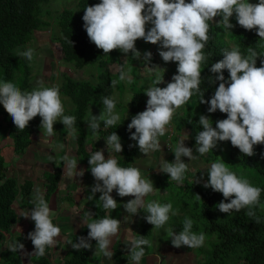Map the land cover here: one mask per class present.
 Instances as JSON below:
<instances>
[{
    "label": "clouds",
    "instance_id": "clouds-1",
    "mask_svg": "<svg viewBox=\"0 0 264 264\" xmlns=\"http://www.w3.org/2000/svg\"><path fill=\"white\" fill-rule=\"evenodd\" d=\"M235 14L239 26L245 30H256L260 40L264 41V0L258 3H249V0H100V3L87 6L82 17L83 27L91 43L97 49L103 50L105 55L113 50H120L127 55L129 52L137 59L140 53L135 47L138 39L159 45V55L164 62H177V74L166 87H158L163 79L157 77L152 86L148 87L145 95L148 97L146 110L136 114L128 124L130 139L136 141L139 151L144 155L160 149L159 137L170 131L168 136L177 139L170 123L176 110L185 105L190 98L200 92L201 65L207 59L204 48L209 41L210 24L216 17L222 19L216 23L225 31L231 30L234 25L230 18ZM151 25L146 30L147 25ZM247 56L242 55L238 46L223 52V59L212 65L210 71L218 73L216 80L219 86L209 101L200 99V103L208 104L209 113L219 112L226 114L227 118L216 122L213 128L212 121L201 115L199 124L203 131L196 137V152L203 156L217 147L218 142L230 141L231 145L248 157L253 156L254 146L264 145V60L261 66H256L259 54L252 47L247 49ZM16 55L32 61L34 50H16ZM151 52L144 54V59L151 60ZM158 69L151 67V70ZM227 70L229 79L226 81L223 71ZM131 76L120 69L119 79L111 81L115 88L120 82H131ZM210 82H212L210 80ZM41 87L31 91H21L10 81H0V105L10 115L14 125L24 130L33 118H41V128L51 136L53 126L59 121L67 129V136H75L74 127L76 117L64 115L63 97L60 96L59 86ZM103 111L99 116H91L87 121L88 128L96 135L100 130L101 122L105 128L117 124L120 115L115 112L116 101L112 97H103ZM175 127V126H174ZM176 128V127H175ZM86 130V129H85ZM41 132V131H39ZM176 137V138H175ZM34 142V140H33ZM189 142V141H188ZM106 145L114 152H122L120 137L113 132L106 138ZM131 147V145H130ZM173 146L168 151H172ZM28 151V150H27ZM175 160L172 163L164 162L160 171L167 174L170 180L182 184L189 161L196 159L193 150L185 146L181 140L173 150ZM64 162V175L83 176V171L77 172V160L68 155L62 157ZM90 171L96 183L91 188L93 199L96 193H101L98 206L105 210L117 209V201L111 193L115 190L120 197H134L123 205L131 216L144 209L147 215L146 222L154 228H162L171 215H177L171 203L161 204L158 201L145 202V197L153 193V182L143 178L137 167H121L118 160L111 155L105 159L104 151L97 150L89 158ZM208 180L204 188H211L221 193L224 200L216 207L221 213L239 212L247 208L246 215L260 223L254 208L260 204L262 189L253 186L248 179L229 169L224 162H214L208 170ZM203 179V177H201ZM200 181L197 180L196 183ZM200 199L199 196H196ZM201 200V199H200ZM230 201V202H225ZM33 208L22 215L35 223V229L28 234V239L34 245L35 251L30 255L43 257L47 247L57 243L56 238L61 229L54 225L51 219L49 203L44 199L39 187L35 189L31 200ZM83 223L89 229L87 238L79 237L78 242H70L76 251L90 249V241H96L94 255L102 254L104 257L113 256L110 250L112 239L118 234L120 221L105 216L93 219L91 212L85 213ZM193 220L185 217L182 231L178 234L169 231L172 246L180 248H199L204 245L206 236L203 232L192 231ZM151 247V242L144 237L132 239L129 246V264H140L145 256L144 246ZM11 252L22 251L24 245L17 241L9 245Z\"/></svg>",
    "mask_w": 264,
    "mask_h": 264
},
{
    "label": "trees",
    "instance_id": "trees-1",
    "mask_svg": "<svg viewBox=\"0 0 264 264\" xmlns=\"http://www.w3.org/2000/svg\"><path fill=\"white\" fill-rule=\"evenodd\" d=\"M53 0H0V81H10L16 84L21 91H29L32 86L34 65L37 59V54L34 51L32 61L26 58H21L16 55V50L25 51L32 47L35 41V35L41 31H49L53 29L55 33L51 36L53 43L59 44L62 51V61L64 66L71 70H81L80 73H89L91 70L97 72V76L92 79L74 78L67 72H58L62 78V84L59 86L60 96L66 97V102L73 104L72 111L69 115L75 116L76 121L74 127L79 130L78 138H75L77 144V154L82 162L90 168L88 160L90 156L97 150H103L104 155H107L112 149L106 145V138L115 132L121 139L122 157H119L118 164L121 167H132L140 154L136 141L130 139L133 129L128 131V124L132 118L146 110L148 97L145 95V89L140 86L141 74L140 67H136L135 63L141 58L143 65L147 67L159 68V56L152 53V47L160 51L159 45H153L145 42L143 39H138L135 42V47L139 51L140 58L137 59L131 52L127 55L120 50H113L104 57L103 50L97 49L90 42L87 33L83 27L82 17L87 6H93L100 3V0H79L75 9H64L57 15L53 16L48 10ZM190 3V0H186ZM209 41L207 42L204 53L207 57L206 61L201 65V83L200 92L195 93L190 100L183 105V110L180 115L173 119V124L181 134L188 132L187 137L189 142L187 145L196 146V135L203 131L202 126L198 123L201 115L208 117L212 121L213 128L216 127V122L226 119V114L217 110L215 113L207 111L209 105L200 103L203 95L205 101H209L214 95L216 88L219 86V81L216 80L218 73L210 71L213 64L223 59V52L231 50L229 42L226 40L225 30L222 26H217L209 22ZM232 40L235 46H238L242 55L247 56V49L252 47L257 51L259 57L256 62L261 66V60H264V41L260 40L256 34V30H245L238 25L235 14L231 20ZM151 25L146 26V30L150 29ZM142 44V45H141ZM140 46H144L141 51ZM156 51V52H157ZM151 52V60L144 59V54ZM159 54V52H157ZM118 65L124 70L130 69L133 80L129 87L132 97L130 100V108L128 109L130 119H121L116 125L105 128L104 125L97 136L88 141L86 136V118L90 112V108L95 106V113L103 111V97H112L115 99V88L111 86V81L114 75L111 73V66ZM174 73H177L178 64L175 62ZM88 68V69H86ZM86 69V70H83ZM225 80L229 79L227 70L223 71ZM155 75L150 77L153 81ZM210 80L212 82H210ZM159 87V85H157ZM124 89L125 87L122 86ZM123 90L122 92H124ZM116 101V107L119 108ZM41 129L38 116L33 118L24 130H19L13 123L10 115L0 105V132L5 130L10 146L5 147L7 150L11 147L12 153L10 160L0 152V260L7 264H23L21 251L15 253L10 250H3L7 243V235L16 227L19 222V213L14 205L19 202L21 209L31 210L34 206L28 201L33 193L34 181L26 179L23 183H19L17 178L11 177L8 174L9 167L13 158L17 154H25V152L33 145V136ZM68 133L67 130L65 132ZM65 134V136H66ZM97 138V139H96ZM12 142V145H11ZM228 147V160L230 164L239 168L254 170L262 179H264V145L254 146V155L251 157L243 155L238 148L231 145L230 141L222 142ZM131 145V147H130ZM207 157L209 163H214L219 160L218 150H210ZM10 164V165H9ZM64 162L62 164L63 168ZM62 168L53 167L50 171L44 173L45 193L44 199L49 203L53 195L59 188V182L62 177ZM242 171V170H241ZM186 179L183 183L186 185L183 191L182 184H177L175 181L168 180L165 176L158 177L157 184L163 188H156L154 193L160 194V203L166 202L167 190L174 188L182 189L179 196L184 198L185 205H180L178 208V217L182 222L178 226L167 222L165 226L172 229L174 232H180L183 228L185 217L193 220L192 231L195 233L203 232L206 236L204 245L196 249V264H264V214L254 210L256 216L259 217L260 223L252 217L246 215L247 208L241 209L239 212L232 211L228 214L221 213L216 205L219 204L224 197L221 193L214 192L211 188H204L203 184L207 182L208 175L203 177L204 181L196 183V180ZM162 189V190H160ZM162 193H165L162 195ZM264 190L260 195V202L263 201ZM112 197L118 202L122 200L114 190L111 193ZM196 196H199L198 199ZM164 200L161 202V199ZM230 202V201H225ZM264 205V204H263ZM177 209V208H176ZM180 210V211H179ZM108 211L103 209L102 205L97 207L96 215L93 219H100L108 216ZM171 215V214H170ZM55 224V221L52 220ZM140 224L141 232L137 236L147 238L150 242V235L154 232V226L144 220ZM171 224V225H170ZM89 229L85 227L79 233H69L67 242H78L79 237L87 238ZM25 242L24 238L16 239ZM92 247L90 249H81L76 251L73 248L67 253L61 264H88L92 262L90 259V250L96 246V241H90ZM152 243V242H151ZM122 244L119 243L114 249L115 259L117 262L128 263L130 257H124L125 253L121 250ZM147 245L144 246L145 256L149 255ZM52 247H47L43 257L33 255L30 257L32 264H53L49 253ZM200 260V261H199Z\"/></svg>",
    "mask_w": 264,
    "mask_h": 264
},
{
    "label": "rangeland",
    "instance_id": "rangeland-1",
    "mask_svg": "<svg viewBox=\"0 0 264 264\" xmlns=\"http://www.w3.org/2000/svg\"><path fill=\"white\" fill-rule=\"evenodd\" d=\"M78 2H79V0H53V1L49 2L51 4V6L49 7L48 10L51 12V14L53 16H55L60 11H63L64 9H67V8L75 9L77 7ZM258 2H259V0H249V3H258ZM232 18L233 17L230 18V23H231ZM221 19H222L221 17H216L214 19L213 23L216 24ZM53 33H55V31L53 29H49V31H41V32L36 33V35H35L36 39L33 42L32 47H34V51L37 54V59L35 61V65H34L35 69H34V73H33L32 86H31L29 91L41 87V84L39 82H43L42 86H44V87H52L54 85L55 86H61L62 78H61V76L58 75V72H67L72 77L79 78V79L82 78V80L92 79L93 75H94V78L97 76V72L95 70H91L88 74L87 73L82 74V73H80L81 70H75V69L71 70L68 67L64 66L63 61H62L63 55H62L61 47L59 46V44L53 43L51 41V36L53 35ZM232 33H233L232 29L225 32L226 40L229 42L231 47H234L235 42L231 38ZM143 47L144 46H140L141 51H143V49H144ZM150 51L152 53H156L159 56L160 66L158 69L151 70L150 67H147L146 65L142 64L141 58H140L135 63L136 67H140V69L142 68V70L140 71V74H141L140 86L143 87L145 90L148 87L152 86L153 83L150 80V77L155 75L156 78L160 77L161 79H163V83L159 84V87H161V88L166 87L168 83L172 82V77L175 74H177V73H174V70L176 67L175 62H167V63L164 62L163 59L160 57V55L157 53L159 51L155 50L154 47H152L150 49ZM107 55L104 54V57H106ZM256 66L260 67V65L257 62H256ZM86 69H88V68H86ZM86 69H83V70H86ZM110 69H111L112 74H117L120 71L121 67L118 65H112ZM125 71L128 72L129 75L131 76V78H132L131 82H128L127 80L120 82L115 87V94H114V97L117 100L118 105H119V108L115 107V112L120 115L119 122L121 121V119H130L131 118L129 116V113L126 114V112H128V109L130 108V100L132 97V93L130 92L129 87L132 84V80H133L134 76H132V74L130 73L129 68H127ZM114 79L118 80L119 75H114L113 80ZM122 86H124L125 89ZM123 90H125V91L122 92ZM63 99L69 100L66 97H63ZM62 103L64 106V115H69L70 112L72 111L73 104H71L70 101L66 102L65 100H63ZM94 108H96V107L92 106L90 108V112L88 114V117L86 118V129H87V131L85 132V134L88 137V141H90V142L97 135L92 134V131L88 128L87 121L90 119V117L92 115L93 116H99L101 113V112L95 113ZM182 110H183V106H181L179 109L176 110V112H175V114H174V116L170 122L171 124H172L174 117L177 115H180L182 113ZM38 120L41 123V118L39 116H38ZM102 127H103V122H101L100 129ZM173 128L175 131L174 135L177 137V140L179 139V141L183 140L184 142H186L185 146L191 148L193 150V155L196 157V159L191 160V161H189V159L187 157H182L183 162H185L186 164L188 163V171L185 173L184 181L186 179H191V180L200 179L201 181H204L203 179H201V177L208 175L207 172H208V170L212 164V163H209L207 161L208 154L206 153L203 156L199 155V153L196 152V146L187 145L188 141L186 139H189V138L186 137V135H188V132L181 134L174 127V125H173ZM53 129H54V133L50 136L51 137L50 139L47 137H44L42 139L45 144L41 147V149L37 147V145L40 144L39 143L40 138H41V136H39L40 132L34 134L33 146H31L28 149V151L25 152V154H20V153L17 154L13 158V160L11 162V166L9 167V171H8L9 176L17 178L19 183L20 182L23 183L26 179H31L34 181L35 185H34L33 193L30 196V198L28 199V201L30 203H31V200L33 199V194H34L35 189L37 187L40 188L42 195L44 197L45 179H44L43 174L46 171H50L53 167H55V168L61 167L62 168V164H63L62 157L63 156L68 155L70 158L78 159L77 162L80 163L82 166L81 159L79 158V156L77 154V144L75 141V138H78L77 135L79 133V130L76 128L77 132H76L75 136H73L71 134H68V136L67 135L65 136V134H66L65 132L67 129L59 121H57L54 124ZM40 131L42 133H44L45 135H48L42 128L40 129ZM170 131H171V129H170ZM170 131L167 130L164 136L159 137L160 149L157 151L149 152L147 155H144L142 164H138L141 167L140 168L141 171H145L146 173H149L147 175L148 176L147 178H149L153 182L154 191L156 190V188H163L162 185L157 184L156 180L158 179V177L165 176V178H168V180H170V177L167 174L160 171V169H161V167L165 161L168 163H172L175 160L173 150H174L175 145H177L179 143V141L176 142V139L173 140L168 136ZM11 145H12V142H11ZM7 146H10V140L8 139L5 130H2L0 132V152H1V154H4L7 159L10 160L9 157L12 153L11 147L8 148L7 150H3ZM171 146H173L172 151H168L169 147H171ZM216 149L218 150V158H219L220 162H224L226 164V166L229 167V169L231 171H233L237 174V176H243L244 178L248 179L249 182L253 186L260 187L262 189V191L264 190V179H262L254 170L244 169L243 167L237 168V167L233 166V164L229 163L228 147L226 144H224L222 142H218ZM114 153H115L116 157H120L121 152L120 153L114 152ZM154 153H155L156 159L153 161H148V160L152 159V155ZM141 158H142V156L139 154V156L137 157V160H141ZM105 159H107V158H105ZM143 163H147V164L143 165ZM77 169H78V167H77ZM88 169H90V168H88ZM78 172H80V171H78ZM62 173L64 174V165L62 168ZM63 174H62L61 180L59 182V189L51 198L50 205H49L51 211L58 209V210H56V212H54V211L51 212V219L54 221H56V218L58 217V215H56L57 211L59 213L60 211H62V208H64L65 213H67L69 208L72 206V203L69 200L70 199H73V200L77 199L76 196L78 194H76L74 192V189H72L73 185L76 184L75 180L82 182V187H85L86 183H87L86 181L89 180L88 178L76 179L74 176L69 177V176L63 175ZM89 178L91 179V176H89ZM191 180L189 182H193ZM93 181H95V179ZM95 183H96V181H95ZM182 185H183L182 189L184 191L185 190L184 187L187 184L185 185L183 183ZM182 189H180V188H174L173 190L165 189L167 192V197H166V202L165 203L163 202L162 204L171 203L173 205L174 211L178 210V208H180V205H185L186 202H184V198L180 197L178 194L179 192L182 191ZM160 190H162V189H160ZM91 195H92V193H88V194H86V196L83 199H80V200H81L82 204H84L85 206L88 207L90 205V209H93L92 214H93V218H94L96 215L98 204H100L99 197H100L101 193H98L97 195L95 194L94 198L90 200L89 196H91ZM263 197H264V195H263ZM262 199H263V201L260 202L261 205L264 204V198H262ZM163 200H164V198L161 199V202ZM150 201H155V200H154V198H151L148 202H150ZM14 207L20 216L25 211L28 210L27 209L24 211L23 209H21L19 206V202H16ZM254 210L260 211L264 214V208L257 206L254 208ZM82 211L84 213H85V211L90 212L86 209H83ZM110 213L114 214V212H110ZM23 218L24 217H22V219ZM168 222H171V224L178 226V224L182 222V219H179L178 214L174 215V216L170 215V219ZM24 224H27V226H29L30 224L33 225L31 220L27 219V218L24 221ZM140 224H143V223H140ZM33 226L35 227V225H33ZM61 227H62L61 232L64 235L60 236L62 238L61 239L59 238V239L62 240L63 243H66L67 242V240H66L67 235L70 233V230L68 229V226H61ZM85 227H86V225L80 227L78 229V233L81 232ZM34 229L35 228H31V232H33ZM169 231H172V229L168 228L167 226H165L163 228V231H161V232H159L157 228H154L155 234H159V239L157 242H155L156 239L150 235V240L152 243H151V247H149V246L147 247L149 255H153L154 253L155 254L157 253V254H160V256H161V253L166 252L165 249L167 247H169V248L172 247V243L170 242L171 237L169 236ZM12 232L13 231H11V233ZM176 233L178 234V232H176ZM24 234L28 235L29 234L28 230L27 231L24 230ZM14 237H15V239H13L12 242L17 241L19 243H21V241H18L16 239L23 238V237L26 238V236H23L21 233H15ZM163 239H165V241H167V242H163ZM25 242H23V243H25ZM168 242H170V244ZM27 244L25 245V251H23L21 253L25 260H29V258L32 256L30 254L35 251L34 245L32 244L31 240H29V242H27ZM56 244L53 246V248H51V252L49 253V257L53 261V264H59V259H61V258H59L60 257L59 253L66 250V249L63 250V244L61 242H60V244L59 243L57 244V247H56ZM9 245L10 244H7V245L5 244L4 248L9 247ZM68 246H69V248L72 247L71 244H69V243H68ZM114 249H115V247H114ZM114 249H113V252H114ZM175 249L181 250V255L183 253L184 254H186V253L191 254L192 257L195 258V260H196L195 264L197 263V261H198V257H196V255L198 254V253H196L197 248L192 249V248H188L187 246H182L180 248H174L173 250H175ZM94 251H96V247L90 250V257L92 259V262H89L88 264H100L99 259H98L99 257L97 255H94V253H95ZM168 251H171V250L168 249ZM125 254H129V253H125ZM100 255H102V254H100ZM62 257H63V255H62ZM183 261H184V257H183ZM185 262H187V260H185ZM142 263L147 264V260L145 259V257L142 259ZM0 264H7V263L0 260ZM28 264H32V263L29 262Z\"/></svg>",
    "mask_w": 264,
    "mask_h": 264
},
{
    "label": "crops",
    "instance_id": "crops-1",
    "mask_svg": "<svg viewBox=\"0 0 264 264\" xmlns=\"http://www.w3.org/2000/svg\"><path fill=\"white\" fill-rule=\"evenodd\" d=\"M86 131H87V129H86ZM39 134H40L39 136H41V138H40V141H39L40 144L37 145V147L41 149V147L45 144L42 139L44 137H47V138L50 139L51 137L49 135H45L42 132H40ZM186 137H187V135H186ZM186 140L189 141V139H186ZM178 141H179V139L178 140L176 139V142H178ZM184 143H186V142H184ZM110 154H111L112 157H114L116 159L119 158V157L115 156V153H114L113 150L108 152L107 155H104L105 158H108ZM140 155L142 156L141 160H137L136 159V161L132 164V167H137L139 169L141 168L138 164H142L144 154L140 152ZM120 157H122L121 153H120ZM155 159H156V157H155V153H154L152 155V159H150L148 161H153ZM76 160H78V159H76ZM81 163H82V166H81L80 163L77 164V167H78L77 172L78 171H83L84 174H83V176H75L74 175V177L76 179L88 178L89 180L86 181L87 183H86L85 187H82V182H80L78 180H75L76 184L73 185L72 189H74V192L76 194H78L76 196L77 199L76 200H73V199L69 200L72 203V206L69 208L67 213H65V209L64 208H62V211H60L59 213L57 211L56 215H58V217L56 218V221H55V224H54V225L58 226L60 229L62 228L61 226H68V229L70 230V233H78V229L80 227L86 225V224L83 223V220H84V217H85V213H87V212L85 211V213H84L82 211L83 209H86V210L90 211L91 213L93 212L92 211L93 209H90V205L87 207L84 204H82V202L80 200V199H83L86 196V194L91 193V188L95 185V181H93L94 177L92 176L90 169H88V166H86L82 162V160H81ZM144 164H147V163H143V165ZM140 171H141V169H140ZM141 174H142L143 178H147L148 177L147 175L149 173H146L145 171H141ZM89 176H91V179L89 178ZM97 194L98 193H96V195ZM164 194L165 193H162V195H164ZM159 197H161L160 194L158 195V194L153 192V193L149 194L147 196V198L145 197V202L147 203L151 198H154L155 201L157 200L160 203ZM132 199H134V197H131V196L123 197L122 200L117 203L118 204L117 209H115L113 211L109 210L110 212H114V214H112V213H110L108 211V216L109 217H111L113 219H117V220L120 221V227H119L118 234L115 237H113L112 244L110 245V250L112 251V253H113L114 247H116V245L121 243L122 244L121 250L124 253H129L130 254L129 249H128L129 246H130V242H131L132 239L137 238V236L141 232L139 224L142 223L145 220L144 217L147 215V213H146V211L144 209L138 210V214L132 215V216L129 213H127V211L124 209L123 205L126 204L127 202H129ZM56 210H58V209H55V210H52V211L56 212ZM22 217H23V215L19 216L18 224L16 225V227H14L12 229L13 232L9 233L6 236L7 237V243H5L6 245L7 244H11L13 239H15V237H14L15 233H21L23 236H26V238L23 237L26 242L24 243V249L21 251V253L23 251H25V245L30 240V239H28V235L24 234V230L25 231L28 230V232L30 233L31 232V228H35L33 226V225H35L34 221H31L33 223V225L30 224L29 226H27V224H24V221L26 220V218L22 219ZM158 231L161 232V231H163V229H158ZM62 235H64V234L62 232H60V235L56 238L57 244L58 243L60 244V242H61L63 244V250L66 249L65 251L59 253L60 254L59 258H61V259H59V264L62 263V260L64 259V257L67 255V253L72 248V247L69 248L68 242L63 243V241L60 240L62 238L60 236H62ZM152 237L155 238L156 239L155 242H157L158 239H159V234H155V232H153ZM165 239H163V242H167V241H165ZM170 242H168V243L170 244ZM57 244H56V247H57ZM51 247L53 248V246H51ZM174 248L175 247H173V246L170 247V248L167 247L165 249L166 252L165 253H161L162 257L160 256V254H157V253L156 254L154 253L153 255L144 256L145 259L147 260V264H195L196 260H195V258L192 257L191 254H189V253L184 254L183 253L181 255V250H178V249L173 250ZM168 249H170L171 251H168ZM3 250L5 251V250H10V249H9V247H7V248H4ZM129 254H125L124 257L125 258L129 257ZM62 255H63V257H62ZM21 256H22V254H21ZM97 256L99 257L98 259H99L100 264H122V263H119V262L116 261L114 253H113V256L111 258L104 257L103 255H97ZM183 257H184V261H183ZM22 259H23V264H28L30 262V260H25L23 258V256H22ZM90 259H91V257H90ZM142 259L140 261V264H143L142 263ZM185 260H187V262H185ZM91 261H92V259H91ZM125 264H129V262L125 263Z\"/></svg>",
    "mask_w": 264,
    "mask_h": 264
}]
</instances>
